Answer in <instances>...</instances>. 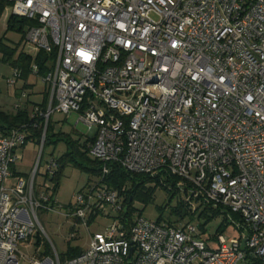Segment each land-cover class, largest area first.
Here are the masks:
<instances>
[{"label": "built area", "instance_id": "1", "mask_svg": "<svg viewBox=\"0 0 264 264\" xmlns=\"http://www.w3.org/2000/svg\"><path fill=\"white\" fill-rule=\"evenodd\" d=\"M9 1L11 14L36 22L21 50L56 57L43 76L31 65L48 98L33 105L32 125L44 123L30 176L12 172L27 126L0 133V264H20L18 242L39 232L38 210L58 204L50 181L35 189L53 112L78 115L91 133L88 154L101 162L66 216L87 223L108 206L114 222L76 256L53 250L29 264H264V0ZM20 76L13 68L8 86ZM112 163L179 177L189 199L235 215L244 232L210 240L197 222L141 216L127 226L123 195L103 182ZM55 170L50 158L45 173Z\"/></svg>", "mask_w": 264, "mask_h": 264}, {"label": "rangeland", "instance_id": "2", "mask_svg": "<svg viewBox=\"0 0 264 264\" xmlns=\"http://www.w3.org/2000/svg\"><path fill=\"white\" fill-rule=\"evenodd\" d=\"M12 6L7 4L3 10L0 17V38L4 37V42L7 44H16L21 40V34L13 31H7V20L11 14ZM22 43L20 44V48ZM25 50L30 51L32 55L36 54V50L29 44L25 45ZM1 56V55H0ZM13 74V68L8 64L0 60V103L5 102L7 104H16L17 100L14 102L12 98L9 97V92L14 93V86H8L7 78L11 77ZM21 78L18 79V81ZM35 90L42 89L41 82L35 81ZM40 97H33L37 100ZM14 102V103H13ZM12 108V105H10ZM9 108V107H8ZM78 115L76 113H71L68 116L63 115L59 112H53L50 116L51 124L55 131L72 132L73 128L77 131L87 134V127L81 123H76ZM40 144L33 142H27L23 148L19 149L20 159L16 160L12 170L14 168L15 172L26 174L25 176H30L33 173V169L40 157ZM66 150V145L61 142L56 147L52 145H46L43 151L42 159L40 162L39 170L35 179V189L36 191L40 186L47 181L44 177L46 170V162L50 158H58ZM24 176V175H23ZM13 178L6 183L7 186L13 184ZM46 182L45 184H48ZM94 184V178H90L86 173L82 172L79 167L73 164H68L62 171L60 177L59 188L56 192V200L59 202L57 206L50 210L40 209L37 212L38 221L40 225L37 226V230L42 235V239L39 244H36V237L33 235L28 240H21L18 242V249L22 256L20 264H29V260L38 259L40 256L54 257L55 250L60 257L69 253L70 250L81 249L85 250L89 247L91 236L95 233H103L106 226L114 222L110 208L107 206L104 209V213H99L93 217L88 223L83 221H78L73 216H66L69 212L68 205L74 201V195L78 191H87L89 187ZM165 185H158L153 190L152 199L147 203L136 199L132 206L134 208V213L136 214L134 218L139 216L156 221L160 215H162L163 220L174 219L170 215V208L177 203V199L180 194L173 195L170 197V189L172 185L170 183H163ZM153 185V184H152ZM165 205V209L160 214L158 207ZM125 208V207H124ZM125 210V209H124ZM90 217V218H91ZM223 215L213 219L207 225V232L204 233L205 237H209L210 233L221 225L223 221ZM225 230L223 234L231 239L233 237H238L243 233L239 230L233 222L232 215L227 216V223H224ZM49 245V249L46 247ZM42 256V257H43Z\"/></svg>", "mask_w": 264, "mask_h": 264}, {"label": "trees", "instance_id": "3", "mask_svg": "<svg viewBox=\"0 0 264 264\" xmlns=\"http://www.w3.org/2000/svg\"><path fill=\"white\" fill-rule=\"evenodd\" d=\"M7 4H10L9 0H0V17ZM34 25H36V22L32 19L10 15L7 20L6 30L20 33L22 35L21 40L16 45L12 46L4 42V37L0 38V60L12 68H19L21 70L20 78L23 80L28 79L30 76L32 63H36L39 66V75L43 76L47 73L49 66L56 57L55 53L47 54L41 50L35 58H32L29 54L24 53L20 49V44L23 41L24 34L29 27ZM27 95L29 96L28 93ZM28 96L27 98L17 101L16 103H20V105L15 107L14 104L12 110L5 109L0 103V133L6 135L12 128L26 125L28 142L40 144L44 120H40V123L37 126L32 125L34 122L31 118L33 106L29 108L30 102H28ZM47 98L48 94L45 91L43 94V100L40 103L42 108L46 107ZM23 102H25L24 105H22ZM35 104L37 103L32 105ZM77 135L78 134L75 132H63L61 130L55 131L53 125L51 124V120L48 121L41 159L46 145L56 147L61 142L66 145L65 152L55 159L56 170L53 176H49L46 173L44 174L46 180L50 181L52 184L49 193L50 202L53 205L56 192L59 188L62 171L68 164H73L76 167H79L80 170L86 173L90 178H94V181H97L101 175V162L92 158L88 154V144L92 142V138H87L82 142L81 138ZM180 180L181 179L179 177L172 176L170 174H158L151 176L149 174L130 173L118 164L114 163L109 164V172L103 178V182L106 183L108 187L119 190V192L123 195V206L125 207L124 214L127 226L135 219L134 217L136 214L134 213L135 210L132 206L133 202L136 199H139L147 203L152 199L155 187L158 185H165L163 183H170L172 185V189L169 190L170 197L177 194H180V197L177 199V203L170 208V215L174 217V219L172 220L168 218L164 221L170 224H181L194 221L197 222L202 233H206L208 223L220 215H223L224 219L221 225L218 226L213 233L209 234L208 239H215L218 235L223 234L225 230L224 226H226L224 223H227L228 213L221 211L219 208L212 207L211 204L203 205L196 201L195 198L189 199L186 190H179L177 184ZM165 208V205L158 207L160 214ZM232 217L236 219L235 215H232ZM92 218L93 217L89 218L87 222L89 223ZM157 220H163L162 215H160ZM34 236L36 237V244H39L42 239L39 232H36ZM46 245V249L48 250L49 245ZM81 252V249L70 250L69 253L65 254L61 258H71Z\"/></svg>", "mask_w": 264, "mask_h": 264}, {"label": "crops", "instance_id": "4", "mask_svg": "<svg viewBox=\"0 0 264 264\" xmlns=\"http://www.w3.org/2000/svg\"><path fill=\"white\" fill-rule=\"evenodd\" d=\"M10 16V15H9ZM20 41V40H19ZM18 43V42H17ZM16 43V44H17ZM16 44H9V45H12V46H14V45H16ZM21 48H22V46H21ZM20 48V49H21ZM25 53V52H24ZM27 54V53H26ZM30 55V54H29ZM32 58H35L34 56H32V55H30ZM33 78H35V81H38V82H41V80H40V78L39 77H37V76H35V75H33V74H30V76L28 77V79H26V80H23L22 78H21V80H19V81H17V83H16V85L14 86V93L12 94L11 92H9V97L10 98H12V100L14 101H16L17 99V101H19V98H20V93H21V91H26L28 94H29V96H28V102H30L29 103V108H31L33 105L32 104H34V103H40V102H42V100H43V94H44V86H42V89H40V90H35L34 89V87H35V82H34V80H33ZM42 83V82H41ZM43 84V83H42ZM33 97H40L39 99H37V100H35V99H33ZM14 101V102H15ZM13 102V103H14ZM24 103L25 102H23V104L22 105H24ZM5 109H11L12 110V108H13V105L14 104H10V105H12V108H11V106L9 105V104H7V103H5V102H2V104H1ZM9 107V108H8ZM72 132H75L76 134H78L77 136H79L80 138H81V141L83 142L84 140H86L87 138H91V133H89L88 131H87V134L85 135V134H83V133H81V132H79V131H77L75 128H73V130H72ZM23 148V147H22ZM19 151V150H18ZM17 151V154L19 155V157L21 158V156H20V154H19V152ZM19 158V159H20ZM13 174L16 176V175H21V176H25L26 174H21V173H17V172H15V170H14V168H13ZM56 199V198H55ZM59 203V202H58Z\"/></svg>", "mask_w": 264, "mask_h": 264}, {"label": "water", "instance_id": "5", "mask_svg": "<svg viewBox=\"0 0 264 264\" xmlns=\"http://www.w3.org/2000/svg\"><path fill=\"white\" fill-rule=\"evenodd\" d=\"M10 15H14V14H10ZM244 246V242H242V247Z\"/></svg>", "mask_w": 264, "mask_h": 264}]
</instances>
